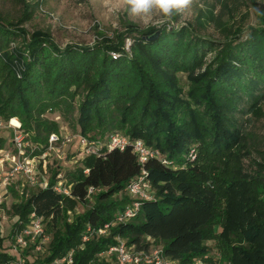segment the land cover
Wrapping results in <instances>:
<instances>
[{
  "label": "trees",
  "instance_id": "1",
  "mask_svg": "<svg viewBox=\"0 0 264 264\" xmlns=\"http://www.w3.org/2000/svg\"><path fill=\"white\" fill-rule=\"evenodd\" d=\"M17 1L20 18H0V118L18 119L33 144L45 145L59 128L44 115L58 111L89 141L122 133L159 156L140 164L130 145L87 156L65 174L68 196L53 190L61 166H52L48 186L14 204L12 215L17 231L32 213L42 219L52 235L45 256L18 263L4 251L0 225V264H58L69 254L71 264H116L101 254L118 238L135 251L160 247L171 260L192 264L216 237L232 264H264V163L252 175L242 163L251 154L252 119L264 107V11L246 28L233 19L236 8L208 11L217 38L202 33L200 12L194 25H171L175 15L160 26L122 24L92 45L60 47L48 31L23 28L38 2ZM156 32V39L144 40ZM5 148L0 135V151ZM141 176L151 198L126 218L127 186ZM73 205L88 208L70 224L64 215ZM30 243L24 256L37 244Z\"/></svg>",
  "mask_w": 264,
  "mask_h": 264
},
{
  "label": "rangeland",
  "instance_id": "2",
  "mask_svg": "<svg viewBox=\"0 0 264 264\" xmlns=\"http://www.w3.org/2000/svg\"><path fill=\"white\" fill-rule=\"evenodd\" d=\"M27 2L38 3L35 6L32 20L23 24V28L28 33L35 30L48 31L51 38L60 47L66 44L92 45L103 37L101 34L107 38H112L114 32L122 30V24H132L139 28H145L148 26H160L164 23L158 14H154L150 20L146 21H141L139 18L131 16L122 0H27ZM224 4H227L232 10L236 8L232 12L233 19L237 23H243L244 28L256 26L258 20L255 13L257 11H264V0L246 1V5H242L239 0H196V3L188 9L177 14V21L174 23L170 22V24L177 26L184 23H192L194 25L197 15L202 12L205 18L201 19H203V23L206 25V29L202 33L217 38L219 32L210 23L209 14L207 13L208 11H212L214 15L221 14ZM21 8L22 6L17 0H0V18L9 22H16L20 18ZM223 17L226 19L227 15L224 14ZM130 46L131 40L126 39L125 48L130 50ZM182 79L186 82L185 77ZM44 117L58 126L59 131L54 132L55 134L62 138L68 135L72 137V142L67 145L58 142L53 146L52 151L48 150V156L43 159L44 162L41 160L39 164V173L37 174L38 185H31L29 179L24 175H17L12 180H9L11 182L7 188L2 183L0 184V194H3V201L0 204V225L4 236L3 247L4 251L9 255H13L18 263L23 261L31 262L35 258H43L51 242L52 235L47 234L44 227L45 238L42 241L37 240V246L41 248L36 249L34 247L33 252L24 256L26 248L16 246L14 241V236L20 230L17 231L15 226H13V205L24 203L31 192L40 186L39 182L43 183L48 180L51 175L50 168L52 166H61V172L58 176L61 177L60 181L65 184L66 172L76 169L77 165L87 157L79 149L78 143L80 139L78 136L73 137L76 134L71 130L67 118L58 111L53 113L48 112ZM249 129L251 134L249 150L251 154L242 159V163L245 166L246 173L252 175L258 168L256 164L264 163V107L261 113L252 119ZM0 135L6 140L5 151H0L1 159L3 158V153L10 152L11 149L9 132L7 130H0ZM191 155L194 158V154ZM8 165L7 162L0 161V180L3 178V174H6ZM237 166L236 164V169ZM5 190L7 191L6 194H4ZM227 204V198L225 196L221 197L219 203L220 209L225 210ZM86 208H88L86 205H73V209L65 211L64 219L71 224ZM11 231L14 232L12 233ZM27 241V246H29L28 244L31 241L29 239ZM32 244L30 243V245ZM205 245L208 248L207 254L197 258L202 264H232L230 250L227 249L228 247L218 237L206 242ZM61 262L71 264V254L55 263L59 264Z\"/></svg>",
  "mask_w": 264,
  "mask_h": 264
},
{
  "label": "built area",
  "instance_id": "3",
  "mask_svg": "<svg viewBox=\"0 0 264 264\" xmlns=\"http://www.w3.org/2000/svg\"><path fill=\"white\" fill-rule=\"evenodd\" d=\"M16 120L17 125H13L12 121ZM0 130H7L10 135L11 150L10 152L3 153V158L0 159L1 162H7L8 169L6 174H3V178L0 180L5 188L10 184L9 180H12L17 175L26 176L31 185H38V168L40 167L41 160L44 162V158L48 156V150L52 151L53 146L61 142L63 145H67L72 142V137L65 136L61 137L55 133L49 135L47 143L45 145L33 144L30 140L29 134L22 130L21 123L16 119H10L8 122H4L0 118ZM79 137L78 147L85 156H100L102 150L112 151L115 149L124 150L129 145L131 146L134 154L140 164H145L148 159L153 157H158V152H155L148 148L143 141L135 140L130 141V139L123 135L122 133H112L103 142H93L89 141L87 138L80 135H74L73 137ZM5 151V150H1ZM61 177L57 176V181L53 186V190L57 193L69 195V188L63 184ZM39 187L46 188L48 186V180L43 183L39 182ZM92 191L90 190L89 193ZM127 194L132 199V203L124 211V216L130 218L134 215L135 211L139 208L142 200H148L151 198V187L150 184L145 181L141 176L138 177L136 181L132 182L127 186ZM7 191L5 190L6 194ZM3 194H0V204L2 203ZM44 226L42 219L35 216V214L30 215V223L22 228L18 234L14 236V241L16 246L20 248H26L28 239L35 244L36 249H40L37 240H43ZM107 228V227H106ZM105 228V229H106ZM105 229H99L98 234H103ZM89 232H94L88 229ZM87 240V237H84ZM101 255H107L114 258L116 264H179L177 261L171 260L166 257L160 247H151L147 251H135L134 249L128 247L124 240L116 239V243L110 246L107 251L103 252ZM192 264H202L199 259L194 260Z\"/></svg>",
  "mask_w": 264,
  "mask_h": 264
},
{
  "label": "clouds",
  "instance_id": "4",
  "mask_svg": "<svg viewBox=\"0 0 264 264\" xmlns=\"http://www.w3.org/2000/svg\"><path fill=\"white\" fill-rule=\"evenodd\" d=\"M122 3L127 6L131 16L141 21L150 20L154 14H158L161 21L167 23L173 16L196 3V0H122Z\"/></svg>",
  "mask_w": 264,
  "mask_h": 264
},
{
  "label": "water",
  "instance_id": "5",
  "mask_svg": "<svg viewBox=\"0 0 264 264\" xmlns=\"http://www.w3.org/2000/svg\"><path fill=\"white\" fill-rule=\"evenodd\" d=\"M158 32H156L154 35L149 36V37H144V40L151 41L157 36Z\"/></svg>",
  "mask_w": 264,
  "mask_h": 264
},
{
  "label": "bare ground",
  "instance_id": "6",
  "mask_svg": "<svg viewBox=\"0 0 264 264\" xmlns=\"http://www.w3.org/2000/svg\"><path fill=\"white\" fill-rule=\"evenodd\" d=\"M17 123H18V122H17L16 120H13V121H12V124H13V125H17Z\"/></svg>",
  "mask_w": 264,
  "mask_h": 264
}]
</instances>
